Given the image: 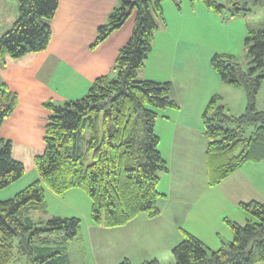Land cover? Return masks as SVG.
I'll use <instances>...</instances> for the list:
<instances>
[{
    "label": "trees",
    "instance_id": "16d2710c",
    "mask_svg": "<svg viewBox=\"0 0 264 264\" xmlns=\"http://www.w3.org/2000/svg\"><path fill=\"white\" fill-rule=\"evenodd\" d=\"M163 1L120 0L99 26L92 44L103 42L135 12L132 35L121 47L112 74L97 77L80 98L44 104L49 110L45 147L34 158L39 178L12 198L0 200V264L12 262L16 247L38 264L67 262L64 245L80 235V218L53 216L39 223L22 218L30 209H46V187L59 196L72 189L84 190L92 201L93 223L98 226L120 227L141 213L151 218L160 214L159 199L164 194L158 183L161 174L169 172V165L159 149L155 124L163 112L179 106L170 95V82L139 79L138 71L152 51L155 31L166 21ZM174 1L179 6L180 2ZM203 1L213 12L222 14L227 9L218 0ZM18 5V17L0 37V65L8 56L18 59L44 51L50 44L51 21L59 0H18ZM247 11L236 3L229 17ZM245 45L251 63L247 70L233 54L215 53L212 57V66L225 83L244 87L248 105L244 114L233 115L218 105L220 95L216 94L203 112L209 186L220 184L247 162L264 161V110L256 106L264 78V28L249 29ZM18 102V94L6 83L0 84V129ZM25 172L24 163L13 156L12 141L0 135V189ZM239 206L247 213L245 223L225 219L233 231L232 240L212 249L183 230L182 241L172 250V264L264 261V201L241 202ZM56 231H63V237L52 239ZM120 264L133 263L125 258ZM140 264L164 263L152 259Z\"/></svg>",
    "mask_w": 264,
    "mask_h": 264
},
{
    "label": "crops",
    "instance_id": "0c3cea01",
    "mask_svg": "<svg viewBox=\"0 0 264 264\" xmlns=\"http://www.w3.org/2000/svg\"><path fill=\"white\" fill-rule=\"evenodd\" d=\"M119 1L59 0L57 12L51 21L52 37L47 49L27 54L19 59L6 58L0 69L12 71L13 65L24 63L33 67L32 70H24L21 75L22 78H25L24 74L26 77H31L27 84L31 89H34L36 85L43 86L45 91H49L50 87L57 89L65 101L84 96L97 77L112 74L121 47L132 35L135 22L129 24L127 20L103 42L92 47L97 38L99 26L107 21L110 12L119 4ZM178 1L183 4L185 0ZM218 1L227 7L221 22L225 25L222 26L230 27L233 31L234 28L231 26L240 23L238 36L241 40L248 34L249 29H252L251 22L255 21L253 10L244 5L249 11L229 17L233 4L238 3V6H241L240 2L237 0ZM255 1L259 4L264 3V0ZM173 5L171 1L163 2L164 16L165 10L167 12L169 8L173 9ZM193 5V13H196L198 5L206 16L212 15V10L203 6L201 2L195 4L194 1ZM166 29L159 27L158 33H168ZM195 33V28L188 23L186 37L175 39L170 48H167V41L160 44L159 47L162 50L157 52L153 50L146 60V65L142 68L146 69L145 72L141 69L138 71L140 79L170 82V95L179 108L163 112L155 125V131L160 137L159 149L162 155L164 154L162 144L166 138L168 150L166 159L169 164V172L161 174L160 177L162 186L164 185L162 190L158 189L164 194L159 199L160 214L154 218L139 216L147 219L146 222L149 223L141 229L136 227L140 221L137 217L120 227L107 228L94 223L89 225V230L95 231L91 233V239L90 236L88 237L92 248L96 246L101 248L104 242L103 249L108 248L107 254L113 255L109 252L115 247L114 255L117 260L128 258L133 264L152 259H158L164 264L174 263L172 250L182 241L183 230H186L182 227L184 220H181V216L185 217L186 224L188 222L189 225L187 224L186 228L190 233L192 232L204 243L214 246L208 243V238L216 236L220 239L222 237L223 231L217 227L222 226L220 222L222 217L224 220L228 218L226 217L227 203L233 204L235 209H241L239 206L241 202L258 198L257 180L253 181L252 177H247L242 169L253 167L251 165L263 167L264 161L247 162L220 184L208 185L206 159L208 139L205 135L202 116L211 97L220 94L221 91L213 88L202 90L199 82L189 79L188 74L185 72L183 74L179 69L184 61L188 62L193 54L201 51V47L195 46L196 40L191 38V35ZM219 51H223V47L216 49L215 52ZM154 55L155 57L157 55L168 57L170 60L173 58L168 75H163L161 62L158 63L153 58ZM147 67H150L149 71ZM172 72L182 74L175 77ZM2 83H6L19 96L18 106L14 113L4 121L0 129V135L12 141L14 154L15 140L9 135H4L3 130L9 121L14 122L15 116L20 114L22 99L19 92L13 89L9 79L0 84ZM178 86L182 89L179 92L177 91ZM31 100L33 101L32 96ZM42 102L45 104L47 101ZM46 123L45 119L44 127ZM233 179H238V183ZM204 212L208 214L206 218ZM200 215L204 219H200ZM215 217L219 222L216 227L213 224ZM246 220L247 213L244 211L239 222L245 223ZM226 233H228L227 230ZM130 249H133V253L138 256L135 258L139 261H134ZM258 264H264V261Z\"/></svg>",
    "mask_w": 264,
    "mask_h": 264
},
{
    "label": "rangeland",
    "instance_id": "374dc122",
    "mask_svg": "<svg viewBox=\"0 0 264 264\" xmlns=\"http://www.w3.org/2000/svg\"><path fill=\"white\" fill-rule=\"evenodd\" d=\"M166 1H171L174 4L173 9L169 8L167 12L165 10L166 21L164 24H160L161 28H167L166 30L168 33H158L160 31L159 28L155 31L152 39L151 52H153V50L156 52L158 50H162L159 45L166 41L167 48H170L175 39L186 37L187 24L189 23L195 28L196 31L195 34L191 35V38L196 40L195 46L201 47V51L193 54L188 62L184 61L182 65H180L179 69L183 74L184 72L187 73L189 79H195L197 82H199L202 90L213 88L221 91L219 94L220 99L218 100V105H223L229 113L236 116L244 114L247 110L248 105V98L244 87H233L225 83L219 73L212 66V57L215 53L227 52L233 54L234 56H236L237 61L241 65L242 69L247 70L251 66L250 58L248 56V48L245 45V40L248 34L240 40V37L238 36L240 23H233L234 25L231 26L234 28L233 31L232 29H230V27L222 26L225 25L221 24L222 17L225 16V13L220 14L211 11L212 15L208 17L203 13L198 5L196 8V13H193L194 2L191 0H185L183 4L180 3L179 6L174 0H165L163 2L165 3ZM237 1L240 2L241 6H248L247 8L253 10L255 21L251 22L252 29L259 30L264 28V3L259 4L255 0ZM196 2H201L203 6H206L203 0H195V4ZM18 13V0H0V37L12 27L14 21L18 17ZM127 20H129V24L135 22V12L131 16H129V19ZM220 47H223V51L215 52L216 49H219ZM153 58L156 59L158 63L161 62L160 64L163 68V75H168V73H170L171 62L173 61V58L172 60H170V58L168 57H160L159 55H157L156 57L154 55ZM1 66L3 65H0V67ZM12 69V71H3L2 69H0V83L4 82L6 79L10 80V84L13 86V89L18 91L21 96L22 110L20 111V114H17L15 116L14 122L9 121L7 123V125L4 127L3 134L9 135L15 140L16 147L13 155L15 158L19 159L25 164L26 172L19 180L10 184L6 188L0 189V200H7L12 198L17 192L39 178V173L34 162V156L44 151V122L45 119L47 121V116L49 114V110L44 106L42 101L53 102L56 104H63L65 102V98L61 95L60 92H57V89H53L50 87L48 89L49 91H45V88L41 85H36L34 89H31L30 86L27 85L29 84L31 77H26V74H24L25 78H22L21 75L23 74L24 70H32L33 67L25 65L24 63H19L17 65H13ZM141 70H144L145 72L146 69ZM147 70L149 71L150 67H147ZM172 73L171 74L175 77L181 76L182 74H178L176 72ZM181 90L182 89L178 86L177 91L179 92ZM31 96L33 98V101L31 100ZM256 106L258 110H264V78L261 80ZM158 120L160 119L158 118L157 121ZM227 126L233 127L234 125L227 124ZM246 128V130L251 129L250 127ZM162 149L164 153L163 155L166 159V156L168 155L166 154L168 151L166 148V138L163 141ZM251 166L253 167H245L244 169H242V171L247 177H252L253 181L257 180L259 184L257 194L258 198L255 199L257 201H264V166ZM234 181L238 183V179H235ZM164 184H166V181H164ZM163 186L162 180L160 179L158 183V189L162 190ZM45 192L47 201L46 209H30L22 216V218L36 223L45 222L53 216L78 217L81 219L80 235L78 236V238L70 240L64 245L66 247L68 255V260L65 264L121 263L123 259L117 260L116 256L114 255L115 247L112 248L111 252H109L113 255L107 254L108 248L105 250L103 249L104 242L100 246L101 248H99L98 246L92 248L90 240L88 239L89 236L91 239V233L95 232L89 230V225L93 223L92 201L84 190L72 189L71 191H68L64 196L55 194L47 187ZM249 201L250 200H248L247 202ZM226 210V217H228L229 220L240 223L239 221L241 219V215L242 213L244 214L243 209H235V207H233V204H229L228 202ZM204 214L206 218L208 214L206 212H204ZM139 216H149H147L145 213H141L137 216V218H139L137 220L140 221H138L136 227L140 229L145 228L149 223L146 222L147 219ZM181 218V220H184V226L182 227H184V229L188 231L186 228L188 222L186 224L185 217L181 216ZM199 218L204 219L202 215H200ZM221 219L222 221L220 222L222 226L217 228L223 231L222 237H220V239H218L216 236L215 238H208V243H211V245L214 246H210L208 244L207 245L212 249H218L223 245V243L226 244L228 241L233 239L234 234L233 231H231V227L228 226L223 217ZM213 221V224L216 227V225L219 223L218 221H216V217L215 219H213ZM226 230L228 233H226ZM63 235V231H56L52 233L51 237L52 239H59L63 237ZM129 251L133 256L134 261H139L135 258L138 256L133 253V249H130ZM15 252L16 256L10 264H38V262H34L32 260V257H30L28 254L19 253L17 247L15 248Z\"/></svg>",
    "mask_w": 264,
    "mask_h": 264
}]
</instances>
